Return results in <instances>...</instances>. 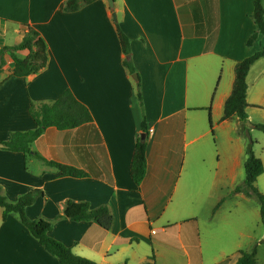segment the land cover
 I'll return each mask as SVG.
<instances>
[{
  "label": "crops",
  "instance_id": "obj_1",
  "mask_svg": "<svg viewBox=\"0 0 264 264\" xmlns=\"http://www.w3.org/2000/svg\"><path fill=\"white\" fill-rule=\"evenodd\" d=\"M67 1L0 0V48L19 44L27 25L45 39L49 55L47 68L27 78L11 77L15 63L5 55L0 142L37 128L32 101L53 102L69 89L93 123L49 128L33 149L88 176L62 177L34 158L27 170L23 153L0 150V189L11 202L42 190L44 196L26 208L28 218L53 222V239L98 264H156L157 257L180 250L186 264H202L216 240V230L199 222L203 207L223 201L226 230L234 212L224 193L245 171L242 124L223 117L237 64L264 48L262 35L247 45L257 31L255 0H114V9L98 0L73 13L65 11ZM117 24L130 40L138 82L124 65ZM247 85L249 121L264 123V57L251 66ZM144 118L147 174L137 185L131 165ZM67 201L108 206L113 227L61 217ZM3 215L0 207V264H60L17 215Z\"/></svg>",
  "mask_w": 264,
  "mask_h": 264
},
{
  "label": "trees",
  "instance_id": "obj_2",
  "mask_svg": "<svg viewBox=\"0 0 264 264\" xmlns=\"http://www.w3.org/2000/svg\"><path fill=\"white\" fill-rule=\"evenodd\" d=\"M96 1L98 0H68L65 6V11L73 13ZM263 1L264 0H255L254 3L253 20L256 24L257 31L248 40L247 45L249 47L254 44L259 35L264 37ZM117 28L125 56H131L130 40L122 31L119 24H117ZM18 51H27L28 56L20 58L17 56ZM8 53L12 56L15 63V67L11 72V77L27 78L39 74L47 68L49 63L48 46L45 39L39 32L32 30L27 25H23V36L19 44L0 48L1 67L6 65L5 55ZM263 57L264 48L262 51L257 52L237 64L235 68L233 91L225 105L223 120H231L234 117L238 118L242 124L243 134L246 133L249 125L247 110L250 106L247 102V76L251 66ZM124 65L132 75L137 74L130 59L125 58ZM138 99L142 106L141 92L138 94ZM29 113L37 124V128L35 130L12 133L10 140L0 142V150L23 153L27 161V170H29L28 161L34 158L43 161L49 167L58 169L61 172L62 177H87L88 174L78 168L46 160L33 149V144L42 137L49 128L67 131L93 123L94 119L90 110L75 97L71 90L68 89L56 101H32ZM254 127L264 133V125L258 124L254 125ZM142 129L145 133L147 129L146 118L143 120ZM252 145L253 142H251V145L247 148L245 182L243 186H238L236 188V193H244L247 197H256L259 200L261 220L264 225V194H262L256 186L258 178L264 174V164L263 161L255 155ZM146 174L147 142L140 137L137 141L133 156L131 177L137 185H141ZM39 196H44V192L42 190H33L20 196L16 202H11L0 189V207L4 209L3 218L6 220L9 215H17L20 222L29 230L33 237L37 239L45 251L57 258L60 264H98L87 258L74 254L71 248L53 239L49 235L53 227V222L43 218L36 220L28 218L25 210L27 207L33 205ZM61 217L76 222L93 221L107 231L113 227L114 223L113 213L108 206L103 205L96 209H91V205L87 202L78 203L67 201ZM257 254L256 247L252 252H241L235 264H259ZM150 259L153 260L154 257L152 256Z\"/></svg>",
  "mask_w": 264,
  "mask_h": 264
},
{
  "label": "rangeland",
  "instance_id": "obj_3",
  "mask_svg": "<svg viewBox=\"0 0 264 264\" xmlns=\"http://www.w3.org/2000/svg\"><path fill=\"white\" fill-rule=\"evenodd\" d=\"M264 114V113H261ZM264 125V123L253 124L249 121L248 127L249 136L247 131L243 134L246 147L248 148L253 142V151L255 155L263 161L264 164V133L256 129L254 125ZM245 180V171L236 186H243ZM258 190L264 194V174L258 178L256 184ZM230 192H225L227 206L230 211L234 212V218L227 226L226 230L222 214L225 209H222L221 201L220 206L203 207L201 212L200 223L205 227L211 226L216 231V240L213 242V247L204 250L202 264H230L237 254L240 252H252L257 248V260L259 264H264V225L261 220L260 203L256 197L242 198L236 194V188ZM218 207V208H217ZM217 213L219 215L215 216ZM202 231V228L200 227ZM174 238H177L176 231ZM206 247V246H204ZM156 255V254H155ZM188 258L180 250L177 256L167 254L160 259L156 258V264H186Z\"/></svg>",
  "mask_w": 264,
  "mask_h": 264
},
{
  "label": "water",
  "instance_id": "obj_4",
  "mask_svg": "<svg viewBox=\"0 0 264 264\" xmlns=\"http://www.w3.org/2000/svg\"><path fill=\"white\" fill-rule=\"evenodd\" d=\"M107 1L109 3L110 8L111 9H114L115 8V2H114V0H107ZM113 17H114L115 20L117 19V14L115 12L113 13ZM127 59H130V56H128ZM133 78L135 79V81H137V82L139 81L137 74H134L133 75ZM249 126L251 127L252 125H249ZM247 135L249 136V132L248 131H247ZM146 137H147V135L145 133H143L141 135V139L142 140H146Z\"/></svg>",
  "mask_w": 264,
  "mask_h": 264
}]
</instances>
